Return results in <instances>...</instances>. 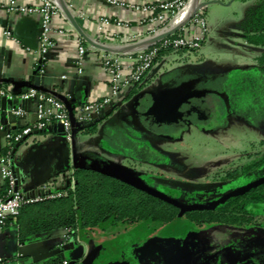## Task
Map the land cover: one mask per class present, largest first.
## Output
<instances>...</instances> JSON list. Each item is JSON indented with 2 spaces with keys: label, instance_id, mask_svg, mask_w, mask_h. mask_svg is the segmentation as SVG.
I'll use <instances>...</instances> for the list:
<instances>
[{
  "label": "crops",
  "instance_id": "0c3cea01",
  "mask_svg": "<svg viewBox=\"0 0 264 264\" xmlns=\"http://www.w3.org/2000/svg\"><path fill=\"white\" fill-rule=\"evenodd\" d=\"M55 1L59 7L58 13L53 16L52 20L55 47L45 55L43 64H41L38 54L41 16L8 11V0H0V79L7 80L4 85L10 90L13 88L11 83L13 81H32L75 98L77 107L103 98L108 92L106 74L100 64L98 52L89 48L90 39L100 38L115 52L123 53V58L126 60L128 55L125 52L129 51L132 46L128 41L122 39L125 35L123 32L120 36L99 33L100 19L110 16L122 21H129L133 24L135 31L146 34L150 27L141 22L144 13L132 5L140 2L152 3L168 0ZM113 1H117V3ZM204 1L207 0H198V6ZM22 2L38 5L41 0H22ZM207 6H203L205 10ZM7 29L12 31L11 37L6 36ZM80 44H83L88 51L79 62L78 48ZM153 67L146 74L142 83L122 92L118 100L121 101L125 97V101H127L131 91H136L138 86L139 90L150 89L149 85L156 82L162 75L157 72L147 80ZM118 100L116 104L119 102ZM14 104L24 107L26 115L24 118L16 116L13 111L15 105L7 106V110L0 113V157L10 142L8 134L21 130L25 124L34 121L36 117L37 103L35 100L24 102L15 98ZM124 111L125 109L118 108L108 115L107 111L102 112L95 118H102L95 134L84 132L78 134L76 151L80 155L78 161L82 166L95 165V160L102 157L108 161L125 163H128L127 160L133 157L136 158L132 154L123 152L122 149L133 144L134 137L131 136L129 130L133 129L137 132V139H144L145 130L137 125L131 128L121 117ZM103 127H106L104 136L107 143L105 145L109 149H113V154L103 152L101 143L104 138L102 140L94 139V136H97ZM65 138H67L65 133L41 131L39 134L34 133L23 142L15 156L12 151L10 155L14 158L12 167H15L18 172L19 189L26 195L39 193L44 185L49 190L58 189L63 185V182L54 173L65 164ZM104 151L106 150L104 149ZM3 184L0 181V188ZM64 235V230H58L53 233L39 234L26 242H21L18 226L10 223L0 228V257L4 259L0 264L43 262L58 247L59 242L64 239ZM83 237V235H78L77 238L82 240Z\"/></svg>",
  "mask_w": 264,
  "mask_h": 264
},
{
  "label": "rangeland",
  "instance_id": "374dc122",
  "mask_svg": "<svg viewBox=\"0 0 264 264\" xmlns=\"http://www.w3.org/2000/svg\"><path fill=\"white\" fill-rule=\"evenodd\" d=\"M218 1L206 7L207 38L199 49L165 55L153 67L147 80L157 72L162 74L149 85L150 89H156L177 88L197 78L207 77V83L228 79L234 93L242 91L236 96L241 114L232 116L227 126H220L212 132L192 128L183 135L182 141L161 136L149 139L134 137L133 140L138 142L135 145L137 148L122 149L138 160L143 159L138 166L140 171L134 170L145 183L188 203L220 201L239 188L221 181L226 172L247 162L249 156L255 157L264 152V76L252 68L264 48L248 45L239 30L252 2ZM105 131L106 127H103L94 139L104 138L101 143L103 152L113 154V149L105 145ZM146 145H150L154 152L140 155L137 150L146 149ZM257 219L259 228L246 230L232 224L211 221L198 228L197 233L206 252L221 250L226 261L219 264H230V259L241 256L239 243L252 240L258 232L257 236L264 239V216ZM182 220L181 227L185 230L196 229L194 224H189L190 219L187 217ZM176 225L175 221L164 223L150 219L88 229L89 232H84V235L93 240V245L112 247L123 241L126 235L140 236L143 240L151 236L168 235L170 230H175Z\"/></svg>",
  "mask_w": 264,
  "mask_h": 264
},
{
  "label": "built area",
  "instance_id": "2783aa9c",
  "mask_svg": "<svg viewBox=\"0 0 264 264\" xmlns=\"http://www.w3.org/2000/svg\"><path fill=\"white\" fill-rule=\"evenodd\" d=\"M113 2L117 3V1ZM187 2L189 3L190 0L140 2L132 5V7L144 13L141 22L148 24L150 27L146 34L135 31L133 24L129 21H122L110 16L100 19L99 33L120 36L121 32H123L125 35L122 39L128 41L132 46L129 51L125 52L128 55L126 60L123 58V53L115 52L100 38L91 39L93 43L89 44V48L98 52L100 64L108 80V92L103 98L77 106L75 117L78 121L83 124L93 121L97 115L111 109L122 92L141 83L154 65L159 49L186 48L191 51L199 49L206 38L208 29L204 7H199L178 31L159 41H154L155 37L169 32L185 21L181 17V14L188 6ZM7 8L11 12L41 16L38 54L42 62L45 55L55 47L52 20L53 16L58 13L59 7L57 2L55 0H41V3L38 5H29L23 3L22 0H8ZM5 34L11 37L12 31L7 29ZM96 45L109 47L110 49L106 50L102 47H96ZM87 51L88 49L83 44L79 45V62ZM3 96L10 99L19 98L24 102L35 100L37 103L35 120L25 124L21 130L8 134L9 139L14 138V141L17 143L25 142L35 132H41L48 126L62 123L67 139L69 141L72 140V123L69 111L65 103L54 94L29 88L22 94L15 95L12 90L8 89L0 81V98ZM13 111L19 118H24L26 115L25 108L20 105L14 107ZM8 145H11V142ZM13 160L14 158L10 155H2L0 157V181L3 183L8 182L10 186L9 195L7 197H0V228L5 226L8 218L15 217L18 214L19 208L24 202H35L44 197H59L66 193L67 187L71 189L75 187L73 178L74 168H71L57 176L63 182L60 188L49 190L44 185L39 193L26 195L21 189H17L19 178L13 171ZM68 238L69 235L65 231L64 239L67 240ZM3 261L4 259L0 257V263ZM67 263L68 261L66 260L65 264Z\"/></svg>",
  "mask_w": 264,
  "mask_h": 264
},
{
  "label": "trees",
  "instance_id": "16d2710c",
  "mask_svg": "<svg viewBox=\"0 0 264 264\" xmlns=\"http://www.w3.org/2000/svg\"><path fill=\"white\" fill-rule=\"evenodd\" d=\"M243 1H251L252 4L240 23L241 35L248 45L264 48V0ZM185 51L188 49L161 48L154 64L165 55ZM255 60L256 64L252 68L264 76V50ZM40 63L43 64V60ZM139 89L138 86L136 91ZM136 91H131L130 96ZM97 131L98 123L90 122L82 128V132L87 134H95ZM10 142L11 145L4 149L3 155H11L17 145L14 138H11ZM102 159L95 161L102 165L105 161ZM258 167L264 168V152L261 153ZM73 178L75 181L73 189L67 187L66 193L59 197H44L35 202H24L18 214L6 220L5 226L10 223L16 224L20 241L26 242L36 235L58 230L66 231L69 236L78 237L81 234L86 239L83 234L86 230L104 228L106 225L116 223L131 224L150 219L164 223L177 221L179 209L176 206L148 194L129 182L104 173L99 166L77 167L74 169ZM9 190L8 182L4 183L0 188V197H7ZM219 204L215 209L187 212L186 217L196 222L217 221L232 225L249 222L253 215L264 212V182ZM255 204L259 205L258 209H251ZM62 263L64 262L60 257H53L36 264Z\"/></svg>",
  "mask_w": 264,
  "mask_h": 264
},
{
  "label": "water",
  "instance_id": "95a60500",
  "mask_svg": "<svg viewBox=\"0 0 264 264\" xmlns=\"http://www.w3.org/2000/svg\"><path fill=\"white\" fill-rule=\"evenodd\" d=\"M213 2H219L218 0H207L204 1L201 5L197 7L207 6ZM195 13V12H194ZM193 13V14H194ZM192 14V15H193ZM191 15V16H192ZM190 16V17H191ZM189 17V18H190ZM188 18V19H189ZM188 19L183 22L181 25L176 26L172 30L167 33L161 34L158 37L154 38V41H159L160 39L169 36L178 29L182 25H184ZM90 43H93L90 39ZM96 47H102L106 50H109V47H103L100 45H96ZM1 82H5L7 80L0 79ZM196 81L186 82L177 88H156V89H145L134 95L128 102L125 101L126 98L124 97L121 101L117 104H113L110 111H107L106 114L112 113L116 111L118 108L130 109L129 115L133 119L134 123L141 128L142 130L151 131L161 137H165L168 139H181L182 135L179 130L175 129V126H184L188 128V126L192 123H198L200 120L199 114H203L205 111L202 109L201 104H203L204 100L210 99L211 96L208 94L207 91H201L195 88ZM13 85L12 92L15 95L22 94L26 89L35 88L40 91L48 92L54 94L58 98H60L66 105L71 123H72V140L69 141L65 138V164L63 167L59 168L55 171L56 177L60 174L64 173L66 170L71 168H77L82 166L81 162L78 161L79 153L76 151L78 148V134L82 132V128L85 127L89 123H81L75 117V109H76V99L71 98L65 93H60L58 91H54L48 88H45L41 85L33 83L32 81H13L11 82ZM219 97H222L219 94ZM213 98H211L212 100ZM227 105H229V98L226 96L224 99ZM14 99H10L6 96L0 98V113L5 112L7 110V106H14ZM16 107V105L14 106ZM102 118H97L92 123H99ZM182 128V127H181ZM45 131H55L58 133H65V129L62 123H56L53 126H48ZM39 134L40 132H35ZM27 139V137H26ZM23 142L17 143L15 149L13 150V155H16L18 148L21 146ZM71 144V146H69ZM95 166H99V169L104 173H107L110 176L116 177L117 179L129 182L139 189L147 192L148 194L158 197L179 209V213L177 216V221L180 222L183 216L190 211L194 210H203L208 208L201 203H184L177 198H174L160 189L152 187L145 183L142 178L138 175V172L134 170L133 167L124 164L122 161H104L103 164H98L95 162ZM13 171L15 172L16 176H18V172L15 167H13ZM264 182V177L260 178L254 182H251L245 186L239 187L226 196H224L220 201V203L231 196H235L237 194H241L244 191L250 189L253 186H256L260 183ZM19 188V180L17 189ZM156 244V246H169L173 249L180 251L183 254H187L185 248L180 247L173 241L165 240L161 237H153L149 239L141 248L135 251V254L138 253H145L149 250L151 246ZM85 255V245L83 242L77 238L75 235L69 236V238L62 239L59 242L58 247L55 248L49 255L47 259L44 261L53 258V257H60L62 261L68 260L67 264H78V262L84 257ZM188 257V256H187ZM186 257V258H187ZM43 261V262H44ZM37 261L36 263H38ZM35 263V264H36ZM17 264V263H12ZM65 264V263H62Z\"/></svg>",
  "mask_w": 264,
  "mask_h": 264
},
{
  "label": "flooded vegetation",
  "instance_id": "af4514ba",
  "mask_svg": "<svg viewBox=\"0 0 264 264\" xmlns=\"http://www.w3.org/2000/svg\"><path fill=\"white\" fill-rule=\"evenodd\" d=\"M206 79L207 77L193 79L194 81H196L195 88L201 91H207L213 99L211 100L210 98L207 99V101L204 100L203 104H201V107L205 112L203 114H199L200 120L198 123H192L188 126V128H185L184 126H175V129L181 132V141L183 139V135L189 132L192 128L199 129L203 132H212L220 126H227L232 116L241 114V109L237 106L236 96L240 95L242 91H240L239 93H234L233 86L228 79H222L219 82L209 81L208 83V80ZM204 83L205 85H203ZM140 91L142 90H137L131 96L129 95L130 97H128L127 102ZM219 94L223 96L224 99L226 98V96L229 98V105H227L222 97H219ZM122 113V119L131 128L136 127V124L129 115L130 109L126 108ZM129 133L132 137H138L137 132L133 129L129 130ZM152 137H159V135L145 130L143 138L149 139ZM132 143L133 144H130L127 147H136L135 145L137 144V142L132 140ZM150 147V145H146V149H143L141 151L137 150V152L143 156L146 154H150L154 152ZM261 153H258L255 157L249 156L247 162L242 163L241 165H237L232 170L227 171L225 176L221 178V181L225 182V184L235 185V187H242L260 178H263L264 168L258 167ZM132 159L128 161V165L133 167L134 169L139 170V163L143 162V159L138 160L135 157H133ZM184 203L188 202L184 201ZM192 203H201L205 206H208V208H205L203 210L215 209L220 205L216 201H212L208 204H205L204 202ZM258 207L259 205L255 204L252 205L251 209H258ZM261 216H264V212H262L261 214L253 215V219L249 222L246 221L235 226H239L240 228L246 230H249L251 228H259V219L257 218ZM183 217H186V214ZM210 222L211 221L196 222L190 220L189 224H194L196 229L185 230V228L181 227L183 224V220H181L180 222L176 221L175 224L177 225L175 227V230H170V233L168 235L151 236L144 240L140 236L134 237V235H126L122 238L123 241H119L112 247H98L95 244L93 245L92 239L86 237V239L83 238L81 240L85 245V255L78 262V264H219L223 260H225L223 255L224 252L221 250H214L209 253L208 251L206 252L203 242L197 233L198 228L201 229L204 225L209 224ZM258 234H255L252 240L239 243L242 250L240 254L241 256H238V258L236 259H230L232 260L229 262L230 264H264V239H261V237L257 236ZM153 237H161L165 240L175 242L180 247L185 248L188 255L183 254L180 251L173 249L172 247L156 246V244L151 246L145 253L135 254V251L137 249L141 248L149 239Z\"/></svg>",
  "mask_w": 264,
  "mask_h": 264
},
{
  "label": "bare ground",
  "instance_id": "6f19581e",
  "mask_svg": "<svg viewBox=\"0 0 264 264\" xmlns=\"http://www.w3.org/2000/svg\"><path fill=\"white\" fill-rule=\"evenodd\" d=\"M190 2L181 14V17L185 20H187L194 12H196L199 3L198 0H190Z\"/></svg>",
  "mask_w": 264,
  "mask_h": 264
}]
</instances>
